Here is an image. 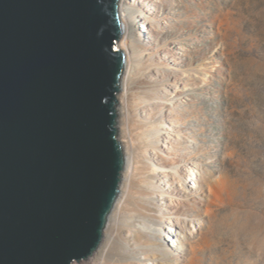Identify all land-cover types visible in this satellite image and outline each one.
<instances>
[{"label": "rangeland", "instance_id": "rangeland-1", "mask_svg": "<svg viewBox=\"0 0 264 264\" xmlns=\"http://www.w3.org/2000/svg\"><path fill=\"white\" fill-rule=\"evenodd\" d=\"M134 2L145 10L131 22L144 57L131 117L117 94L118 137L126 159L136 148L140 166L155 139L149 162L154 151L173 169L157 173L165 196H154L155 211L136 208L139 189L149 193L142 171L133 190L121 182L117 202L126 194L127 208L116 203L108 221L117 226L114 249L150 253L120 241L142 221L160 241L148 264H264V0ZM112 234L107 226L104 236Z\"/></svg>", "mask_w": 264, "mask_h": 264}, {"label": "water", "instance_id": "water-1", "mask_svg": "<svg viewBox=\"0 0 264 264\" xmlns=\"http://www.w3.org/2000/svg\"><path fill=\"white\" fill-rule=\"evenodd\" d=\"M119 0H0V264L101 245L125 170Z\"/></svg>", "mask_w": 264, "mask_h": 264}, {"label": "bare ground", "instance_id": "bare-ground-1", "mask_svg": "<svg viewBox=\"0 0 264 264\" xmlns=\"http://www.w3.org/2000/svg\"><path fill=\"white\" fill-rule=\"evenodd\" d=\"M145 10H139L138 6H136V3H133V0H119V14L122 21V27H123V34L120 38V40L116 43V46L124 52L126 56V63H125V71L121 79V90L118 94L119 98L122 99V109L123 110V116H126V118L131 117V96L132 94V88L133 81L135 78L138 77L140 72V65L143 64H137L136 58L140 57V62L142 61V57H144L143 54H140L142 50L138 49V44L135 43V39L133 37V30L131 29V22L132 20H136L137 13L143 14ZM138 22V21H137ZM117 49V48H116ZM142 100V99H141ZM119 101V99H118ZM121 101V100H120ZM119 103V102H118ZM134 105V104H133ZM119 115L122 116V112L118 111ZM135 115H139V111L135 110ZM128 124V123H127ZM128 125H126L127 127ZM128 130V129H127ZM157 138V137H156ZM152 142L147 141V146L144 150V156H145V162L142 163L143 166H140V161L138 158L139 153H137L136 148L131 149V154L129 155V158H125L126 162V169L124 173V178L122 179V186L126 189V191L133 190V184L136 179V174H138L139 171H142V176L140 177L141 181L143 182L144 186L148 187V196L145 193L141 192V189H139V201L136 204L137 209H142L144 211H155L153 208V199L154 196L157 194H160L161 196H165L164 192L162 191L161 187L157 188L155 186V182L157 180V173L159 172L161 174H165V167H168L167 165L170 164V167L173 169V163L169 161H164L161 156L159 157V153H155L154 151H150L153 153L154 159L156 161L149 162L151 156H149V149H156L157 146L154 144L155 139L151 140ZM133 143V139L131 134L127 132V147H130ZM123 146V145H122ZM139 149V148H138ZM124 151V147H123ZM125 156V153H124ZM127 156V155H126ZM165 165V166H164ZM141 167V168H140ZM124 172V171H123ZM179 174V173H177ZM141 182V183H142ZM134 192V191H133ZM128 193V192H125ZM131 193V192H130ZM135 193V192H134ZM138 193V192H137ZM120 195V194H119ZM137 195V194H136ZM127 195L121 194V198L119 200V203L117 204V209L122 212L125 208H127V201L128 197ZM149 197L151 200H149ZM119 198V197H118ZM137 198V197H136ZM136 203V202H135ZM145 217V216H144ZM146 218V217H145ZM108 228L113 233L112 236L105 235L103 238V241L99 248L94 252L92 256H90L86 261H84L82 264H148L149 261H152L155 257V259L159 258L160 254L151 253L152 250L155 249V247L160 246V241L157 237H155L153 227L147 226L141 221L140 225H130L128 229L122 233L120 241L128 245H134L135 247H140L141 244H146L147 247H150V253L141 252L139 253L140 256H129V255H121L119 252H116L115 243L117 240V236L115 235L117 231V226L114 224H107ZM106 226V228H107ZM171 234H174L172 230H169ZM177 234V233H176ZM170 241V239H168ZM115 244V245H114ZM154 247V249H153ZM154 252V251H153ZM162 264H172L171 262L162 261L160 262Z\"/></svg>", "mask_w": 264, "mask_h": 264}]
</instances>
